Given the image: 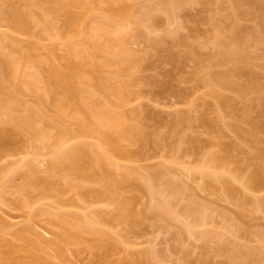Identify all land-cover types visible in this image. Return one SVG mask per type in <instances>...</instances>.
Here are the masks:
<instances>
[{
	"label": "rangeland",
	"instance_id": "obj_1",
	"mask_svg": "<svg viewBox=\"0 0 264 264\" xmlns=\"http://www.w3.org/2000/svg\"><path fill=\"white\" fill-rule=\"evenodd\" d=\"M35 1L36 0H27L29 3ZM53 1L56 3L74 4L77 0ZM127 1L131 4L133 3V0ZM137 1L139 2V5L144 3V0ZM241 3L242 4L239 3V5H236L234 0H192L189 3H185V5L183 4V8L178 10L176 14L177 17L175 15L176 18H174V20H169L165 13L158 10L154 12L156 23L152 33L149 32L145 37L144 35L137 37L132 36L131 38L129 36V47L133 48H131V50L136 53L145 54L142 55L143 58H141L139 62L137 61L132 67V69L135 67L134 70H131L130 68V70H124L125 72L122 71L120 73L121 75H118L123 81L133 82V89L135 88L138 90L139 95H141L138 99H135L131 105L126 106V108L124 107V109L127 110V108L130 109L131 107L137 108L139 106L138 110L139 108L141 109L138 114V122L142 125V129L144 128L143 130L149 134H154V130L158 128L160 132H162L161 134H163L162 137L164 142L161 141V148V145L158 148H155L154 145H152L153 142L151 141V138L153 136L150 138L151 140H149V138L147 141L145 140L146 142H142L143 140L138 142H125L126 148L139 153L136 161L125 162H127L126 164L133 166L146 168H159L163 167L161 165L164 164V166L168 167V172L166 170V173L168 174H166V176L168 178L171 177V179H173V176L174 178L177 177L178 180L180 179L182 182L184 181L185 184L181 182L183 185L189 186L186 187L190 193L186 190V195H172L174 199H176V211L180 213H177L178 219L173 220L174 218H171L172 220H167L164 219L165 217L162 218L163 216L160 218L159 215H153L154 218L152 216L147 218L146 215L142 214L147 210L146 208L149 207L150 203V198L148 199L149 195L147 196V193L144 190V181L142 179H137L134 176H128L125 178L124 172L114 166H108L107 168V171L109 172V174H107V180L110 183L107 194L103 196H98V194L95 195V193L89 194L88 196H86V194L84 195L83 191L85 190L96 191L105 189V186H103L104 183L94 179L84 178L85 175L92 173L93 168L99 169L100 167L95 161L93 152L89 150L88 154L81 157L82 165L78 171L74 168H70L68 171L70 177L74 176V182L77 186L72 187L68 184L65 185L63 179L59 176L60 174L58 171L49 167L51 166L49 163L56 161L61 156L60 152L55 151L56 149L61 148L59 147L60 144H56L57 135L60 134V131L63 132L68 129L72 131V126L66 122L59 121L51 107L47 106L33 90L26 88L16 94L19 103H13V113L26 115L31 111L35 126L43 128L45 130L44 132L48 135L46 139L44 137H39V135L42 134L34 137L35 135L33 136L29 128H20L13 123L5 122L0 116V186L4 187L3 193L0 196V243L6 247L13 241V243L16 242L15 244L17 245L24 246L28 238L35 237L36 230L37 232L40 231L39 233L41 234L43 233L46 238L49 237L48 239H55V232L63 231L67 224L63 222L61 218L56 219V223H52L53 217H49L47 214L43 215V213L40 212L42 208L49 207L51 210L60 214V216L65 212L88 215L87 219L92 226L98 228L101 227L102 230H106L113 236L112 241L114 240L118 244L116 247L113 246L114 248L112 247L113 249L109 250L101 259H96L85 244L71 245L67 247L65 250L67 262L65 263H62L59 259L51 257L54 254L53 249H48L44 254V252L42 253L32 247L29 248L31 249V252L20 250L19 252L17 251L14 253V256H16L17 259L26 256L30 257L31 254H39V252H41L39 256L43 254L42 256H45L47 259H54L55 261H53L56 264H119V261L124 259L126 251L137 255L141 251L154 249L155 247V250L161 251L157 253L162 255V259H160L162 264H188V257L192 260V264H204L206 259L210 264H217V262L222 260L223 256H220L219 253H217L218 251L216 249L217 246L214 243L215 241L213 242V239H208L209 237L207 238V236L196 237L195 234L191 235L192 233L190 234L185 228L186 218L184 212L187 208L185 206L189 205L190 202L193 203L192 197H197L198 199L205 201L209 205L208 207L212 208H210L211 212L207 211L209 214V217L207 218L208 221H206L207 224H204V226L201 225L202 227L200 226V229H212V226H214L223 230V228L226 229L224 226L230 227L233 223V225L236 224L233 228V230L235 229L234 233L237 235L236 239L240 244H243L242 246L249 247L247 246L248 244L253 245L256 244V242L259 243V239H256V237H259L257 234L256 236L253 234L257 233V231H263L264 209L263 207H260L262 209L259 210L258 205L254 203V201L252 203V200L250 199L254 198L256 202L257 198H260V200L262 198L264 203V183L262 187L252 186V188L250 186L252 189H249L250 191L247 188L249 186L247 183L252 178L257 168L262 164L261 155L264 152V141H261L264 140V114H261V110L264 109V100L261 99L263 102L259 103L256 101L259 99L257 98L259 96H255V94H263L262 96L264 99V43H261L260 39L262 38L260 36H262L261 34L263 31L261 30L262 32H260L259 29V22L261 21L259 18L260 16L263 17L264 14L262 16L260 15L262 13H260V16H258L257 10L255 13L252 12L255 9L253 10L251 8H257L256 5L253 7V4L251 5V3L246 1ZM62 17L65 18L64 15ZM219 18L223 20V24H226V26H224L225 30L222 32L224 33L223 37L226 36L227 39L225 42L229 45H227L226 48H229L230 46L235 48L236 46H234L236 40H234L231 35L233 34L232 31H235L233 25L237 27L239 26L241 28L240 33L242 32L243 35H245L244 40L246 42H242L243 44L240 43V48L242 52L245 50L247 55L250 56L248 59H250L249 62L251 61L250 64L253 68L249 67L250 64H247L248 62H244L242 64L243 66L241 65L240 68L243 71L241 73L242 77L238 73L241 77V80L240 77L239 80L241 83H248L249 80L252 79L253 81L251 80L250 82L253 84L256 82L253 75L255 76L256 74L257 77L255 78L259 81L256 82V84L259 83L261 86H256L259 87L260 91L256 90L259 93L254 94L255 90H253V92L250 90L245 93L249 96L244 94L238 96V94L235 93L236 91H228L229 89H227L226 92L228 95H226L233 98V101L229 98L226 101L225 98L227 96H224L225 101L220 100L219 97L216 98L213 93H210L212 92L211 88L204 86L200 80H196V78V81L189 80V77L193 72L192 69H195L194 65L196 67L195 61L198 62L197 60L200 59L199 56L194 55V58L192 56L188 58H193V60H186L187 63L185 66L184 64L181 66L180 64H176L178 63L176 62V56L174 57V60H172L171 52L173 53V51H175L174 49L180 46H176L177 40L184 38L187 42L185 44H190L189 48L193 45L194 50L199 51L198 49L201 47L200 52H203V59H205H202V61H204V63L209 61L206 63L207 66H211L212 69L210 70H214L216 71L215 73H217L222 70L226 71L224 68H230L225 66L222 67L223 65L220 67L215 66V63L216 65L219 63V60H217L219 57V55L217 56V52L220 50L219 48H222L223 46L218 47L219 44H216L211 36L215 33V30H217L215 25L219 23V21H217ZM180 24L182 25L181 27L179 26L181 29L179 33H177V37H175L176 35L172 33L175 32L176 34V30H179V27L177 26ZM262 26H264V24ZM175 27L178 29L176 28L174 31ZM127 28H130V31L132 27ZM262 28L264 29V27ZM169 29L170 31H174L170 32L171 34L169 33L170 36L165 34ZM0 31L1 33L6 32L10 37L17 36L20 39L22 46H27L28 44L34 45L36 51L40 54L47 52L48 48L53 45V39L44 35L40 26L32 27L31 34H16L6 26V23L0 21ZM255 33L256 35H254ZM236 34L238 33L236 32ZM151 38H154L155 40H151ZM241 40L239 42H241ZM178 43L181 44L179 41ZM172 45L174 46L172 47ZM180 47L182 50L185 48L182 45ZM171 48L174 49L172 50ZM186 48L188 47L186 46ZM225 51H227V49ZM57 52L62 53L63 50L58 48ZM245 52L244 54H246ZM60 62L62 63L63 61ZM5 64V56L0 53V65H3L4 70L7 71L8 66ZM252 70L253 73L255 72V74H252L253 78L250 77V71ZM32 71H34V68H27L28 73H31ZM168 75L170 77L172 76V86H170L171 88H167L166 91L161 85L166 77V80L169 78ZM191 77L194 78L193 76ZM236 77L238 76H235V78ZM245 79L246 82L244 81ZM241 95H244L245 97H241ZM253 101L255 102L253 103ZM4 111L5 109L0 106V114H3ZM186 114L188 115L186 116ZM189 114L192 117L189 116ZM156 115H159L160 117H157L162 118L161 120L164 122L161 121V123H159L160 121H157L155 118ZM183 115H185V117L189 116L188 119L190 120V124H188V119ZM216 116H220L221 118L217 119ZM179 118L180 120L185 118L187 120H184L186 121V124L184 125V123L178 122L180 121ZM207 118H210L211 120L214 119V122L207 120ZM173 119L175 120V124L173 123L174 126L172 125V122L174 121ZM205 119L212 124L206 122ZM216 120H218V122ZM176 121L181 124L179 126L180 128L183 124V130L180 129V132L182 130L181 133L183 134H180L179 131V133H176L177 130L171 131L172 129L170 127L173 126L174 128L177 124ZM221 121L223 123H220ZM250 121L254 122L253 124H257V127H259L258 130L261 129L260 126L262 127V131H259L260 133L258 132V136L263 139H260L259 143L255 140L254 142L253 140L245 141L241 138L240 131H244V129L247 131L248 129L250 130V126H256L252 123L249 125L250 123L248 122ZM179 127H176V129L179 130ZM221 128L223 129V132L221 131ZM220 132L221 134L223 133V135L219 136L221 137L220 139L218 138L220 141L215 139L216 142H221L230 146L231 149L233 148L234 143L245 141L243 144L241 143L243 146L240 145V147H243V151L242 148H235L236 150L240 149L241 151H237L236 156L234 153L236 158L233 156L232 158L234 159H230L232 162L226 164V166L229 165L227 169L236 171L234 172V178L236 180L230 175L229 177H224L226 174L223 176L224 178L229 179H227V181L231 180V183H228L231 185L233 183L232 188L235 187L233 189L235 191H230L231 195L225 193L227 190H224L226 185L224 182V186L219 180H216L215 184H209L212 181L215 182V180L208 177L210 180L207 179L208 181L205 182L204 179H206V177H203L204 179H202V177H200V171L197 172V170H195V172L193 171L191 173V171L189 172L188 170L189 173H195L196 176L186 172L188 166L190 168L191 166L199 167V165H201L200 160L204 157L203 155L206 156L210 151H217L216 147L219 143H214L213 136L217 138L216 133H219L220 135ZM150 136L151 135H149V137ZM162 137H160V139ZM69 138L68 141H66V138V142L64 141L65 143L63 142L61 145L71 147L85 146L89 149L87 143L94 141L92 137L80 135L76 131L71 132ZM221 143L219 146L224 147ZM49 149L51 150V153L48 152ZM52 149L55 150L52 152ZM38 152H41V154L48 153L42 155L39 154L41 155L40 157L37 156ZM175 158H177L178 164L175 163L176 160L173 161ZM28 161H32L36 166L42 163V165H38L39 170L34 175L24 165ZM90 165H92V167H90ZM20 166L23 167L19 168ZM185 166H187V168ZM198 167L194 168L196 169ZM217 167L219 166L217 165ZM184 168H186V170H184ZM222 168L224 169L225 167L220 166L218 169L222 170ZM229 170L227 173L230 174ZM231 175H233V173ZM29 176H33L31 182L28 181ZM123 177L125 178L126 183H124V181L121 182L122 179L124 180ZM246 177H248V180ZM245 178L248 182H244ZM7 179H9V181H7ZM45 181L47 182V185L44 183ZM204 183L206 185H204ZM159 187H161V185ZM163 187L164 186L162 185L161 188ZM161 188L159 189L162 190ZM191 192L194 193V195L191 194ZM187 194H191L192 197L190 196L189 198V195ZM183 196L185 197L183 198ZM194 203L195 204H192V207L196 205V202ZM124 205L130 206L135 211H133L135 216L132 215L129 220H122L116 217ZM146 205L148 206L146 207ZM40 207L41 209L39 210ZM188 207H191V205ZM218 210L222 211V215H220V211L218 212ZM242 210H247V213L243 211L246 214L239 215ZM225 211L226 213H224ZM227 212L230 214L228 218ZM6 219L7 221L8 219H11L14 223H18L13 226L14 228L16 227L15 230H13V227L9 224L11 221L7 222ZM237 220L240 224V228L238 227ZM20 232L24 233L26 236L28 235V238L25 236V238H27L25 239L23 237L24 234L23 236L21 235V238L19 235ZM230 233L229 230L225 231L224 239L233 238ZM85 235L88 237L87 240L92 238L90 234ZM97 238L98 241L102 240L101 242L104 244L107 242V240L102 239L101 236H98ZM112 241H108L105 245H110L109 242ZM124 243L127 245H124ZM27 264L38 263L31 258H28Z\"/></svg>",
	"mask_w": 264,
	"mask_h": 264
},
{
	"label": "bare ground",
	"instance_id": "obj_2",
	"mask_svg": "<svg viewBox=\"0 0 264 264\" xmlns=\"http://www.w3.org/2000/svg\"><path fill=\"white\" fill-rule=\"evenodd\" d=\"M136 1L137 0H135L134 2L133 0V3L131 4L127 0H77L74 4H67L56 3L53 0H36L33 3H29L27 2V0H0V21L6 23V26H8V28L12 30V32L16 34H31L32 27L40 26L42 33L53 39V45L48 48V51L40 54L36 51L34 45L28 44L27 46H22L21 41L17 36L10 37V35L6 32L1 33L0 31V53L5 56L6 64L8 66L7 68L5 66L6 64L4 65L8 69L7 72L4 70L3 65H0V106L5 109L3 114H0V116L5 120V122L13 123L20 128H29L33 136L35 135L34 137L42 134L39 135V137H44L46 139L48 134L44 132L45 130L43 128L35 126L31 111L26 115H18L13 113V103H19V100L16 98V94L26 88L33 90L38 94V96L47 106L51 107V109L55 113L56 118L59 121L66 122L72 126V131L69 129L64 130L63 132L60 131V134L57 135L58 137H56V144H60V146H58L61 148H58L59 150L52 149V152L53 150L58 151L60 152L61 156L59 155L60 157L57 160L55 159L56 161L49 163V165L51 164V166L49 167H52V169L58 171V173L60 174L59 176H61V179H63L65 185L68 184L72 187L77 186L74 182V176H72L71 174L72 177H70V173L68 171L70 168H74L75 170L77 169L78 171V169L82 165L81 157L91 151L95 156V161L100 167L99 169L93 168L92 173L85 175L84 178L86 177L87 179H94L96 181L104 183L103 186H105V189L96 191L85 190L83 191L84 195L86 194V196H88L89 194L95 193V195L98 194V196H103L107 194L110 184L107 180V174H109L107 168L108 166H114L124 172L125 178H127L128 176H134L135 178L142 179L144 181V190L146 191L147 196L149 195L148 199L150 198V203L148 208H146L148 206L146 205L145 208L147 210L144 209L146 211H144L142 214L146 215L147 218L149 216H152L154 218V216L159 215L160 218L161 216H163L162 218L165 217L164 219L172 220L174 218L173 220H175L178 219L177 213L179 212L176 211V199H174L173 194H176L178 196L180 194L186 195L185 193L187 191L189 192V190L187 189V187L189 186L186 185V187L185 185H183L185 184L184 181L182 182L180 179L178 180L177 177L174 178L173 176V179H171V177L168 178L166 176V170L168 172V167L164 166V164L161 165L163 167L159 168L137 167L126 164L127 162L125 161H136L139 153L133 152L126 148L125 142H138L142 140V142H144L149 138V140L152 139V145H154L155 148H158L162 144L161 141H163L164 139L162 137L163 134H161L162 132H160L158 128L156 130L159 131L154 130V134H149L143 130L144 128L142 129V125H140V123L138 122V114L139 110L141 109L139 108L138 110L139 106L137 108L131 107L130 109L127 108V110L124 109V107L126 108V106L131 105L132 102L135 99H138L141 95H139L138 90H136L135 88L133 89V82L123 81L122 78L118 75H121L120 73L124 70H130V68L131 70H134L135 67L133 69L132 67L136 64L137 61L139 62V60L143 58L142 55L145 54L136 53L131 50L132 47H129V36L130 38L132 36L137 37L143 35L145 37L147 34H149V32L152 33L154 31L153 29L156 23L154 18L155 11L159 10L165 13L168 16L169 20H174V18L177 17L176 14L178 10L183 8V4L185 5V3H189L192 0H144V3L140 5L139 2ZM234 1L236 5H239V3L242 4L241 2L243 1L251 3V5L253 4V7L256 5L257 8H251L253 10L255 9L252 12L255 13L257 10L258 16H263L264 14V0ZM63 15L65 16V18L62 17ZM263 17L260 16L259 18L261 19V23L264 21ZM217 21H219V23L215 25L217 30H215V33L213 34L214 36L212 35L211 37H213L216 44L220 45H218V47H223L219 48L220 50L217 52V56L219 55L220 58H217V60H219V63L218 65H216L215 63V66L220 67L221 65H223L222 67L225 66L230 68H224L226 71L222 70L218 71L217 73H215L216 71L214 70H210L212 69L211 66H207L206 63L209 61H206V64L204 63V61H202L203 52H200L201 47L200 49H198L199 51L194 50L193 45H191V47L189 48L190 44L186 45L185 43L187 42L184 38L180 39L181 41L178 39L176 46L178 47V45H182L186 50L183 49V51L180 46L179 47L181 49L179 47L175 49L173 48L175 51H173V53L171 52L172 60H174V57L176 56V62H178L176 64H180V66L184 64L185 66L187 61L193 60L194 55L199 56L200 59L197 60L198 62L194 60L196 67L194 65L195 69H192L193 72L191 75L194 78L190 76L189 80L191 79V81H194L195 78L196 80H200L201 83L204 84V86L211 88L212 92L210 93H213L216 98L219 97L220 100L225 101L226 99L227 101V99L229 98L231 99V101H233V98L227 96V89H229L228 91H236L235 93L238 94V96L240 94L249 96L245 93L250 90L252 92L253 90H255L254 94L259 93V87H256L260 86L259 83L256 84V82L259 81H257V79L255 78L257 77V75L255 74V72L253 73V70L250 71V77H252V74H255V76L253 75L254 79L256 80L255 83L252 84V82H250L252 80L251 78L249 82L247 81L248 83L240 82L242 77L241 73L243 72L240 69L241 65L244 62H248L247 64H250L251 62H249L250 59H248L250 56L247 55L245 50H243L246 53L244 54V52H242L240 48V43L246 42L244 40L245 35H243L242 32L240 33L241 28L239 26L237 27L233 25V29H235V31L231 30L233 32V34L231 35L232 38L236 40V44H234V46H236L235 48H233V46L226 48L228 43L225 42V40L227 41V39L226 36L223 37L224 33H222L225 30L224 26H226V24H223V20L220 18ZM260 22L259 24L261 27L259 25L258 26L260 32H263L261 34L262 36H260L262 38H259L261 39V43H264V29L262 28L264 27L262 26L264 22L262 24ZM179 26L181 27L182 25L180 24L177 27ZM127 27L132 28L129 31L130 28ZM177 27L174 28V31ZM180 27L179 30H176V34L174 31H170V29L167 30L165 34L170 36V32H174L172 34L176 35L175 37H177V33H179L181 29ZM236 32L238 34H236ZM254 35H256V33ZM151 40L155 39L151 38ZM240 40L241 42H239ZM178 41L181 44H179ZM173 46L174 45H172V47ZM186 46L188 48H186ZM58 48L62 49L63 52L58 53ZM225 48L227 49V51H225ZM230 48L233 50H231ZM174 52L176 55L174 54ZM191 56L193 58L188 59ZM60 61L63 62L61 63ZM29 67L34 68V71L28 73L27 68ZM249 67L253 68L251 64L249 65ZM238 73L241 77L238 75ZM235 76L238 77L235 78ZM171 77L169 76L167 80L166 77L164 79L165 81L161 85L162 88L166 89V91L167 88L172 86ZM236 79L239 81V83ZM244 81L246 82V79ZM244 95H241V97H245ZM262 95L263 94H255L256 97L259 96L257 97L259 99L256 98L257 102H263L262 100L264 99ZM224 96L227 97L225 98ZM254 102L255 101H253V103ZM262 110L264 111V109ZM262 110L261 114L263 115L264 113ZM187 115L188 114H186V116ZM157 116L159 115H156L155 118L157 119V121H160L159 123H161V121L164 122L163 120H161L162 118H159L160 116ZM183 116L185 117V115ZM189 116L191 115L189 114ZM189 116L185 118L188 119ZM185 118L183 120L181 119L178 122L184 123L185 125V122L187 121ZM216 118L218 119L221 117L216 116ZM207 120L214 122V119L211 120L210 118H207ZM207 120L206 122H210ZM216 121L218 122V120ZM178 122L176 121L177 124L174 128L173 123L175 124V120L172 122L173 126L170 125L172 126L170 127L172 129L171 131L177 130L176 133L180 132V129L183 128V124L180 128L179 126L181 124ZM220 123L223 122L221 121ZM248 123H250L249 125H251V123L253 124L254 122L250 121ZM188 124H190L189 119ZM253 125V127H249L250 130L248 129L247 131H245L246 129H244V131H240L241 138H243V140L245 141L253 140L254 142L255 140L259 143V140L263 139L258 136V132L262 131V127L260 126L261 129L258 130L259 127H257V124ZM176 127H179V130L176 129ZM73 131H76L80 135L90 136L94 139V141L87 143V147H89V149H87L85 146L71 147L61 145L66 140V138V141L70 139L69 135ZM221 131L223 132L222 128ZM181 132L180 134H183ZM149 135L151 136L149 137ZM222 135L223 133L221 134V132L220 135L219 133H216L217 138L213 136L215 141L213 142L220 144L221 142H216L215 139H220L221 137L219 136ZM160 137L162 138L160 139ZM245 141H242L241 143L243 144ZM241 143H234L232 149L230 146H227L223 143L221 144H223L224 147L219 146L218 144L219 147H216L217 151L214 149L215 151L213 152H207L208 154L206 156L203 155L204 157H202V160H200L201 165H199V163V167L194 166L198 168L195 169L193 166H191V168L188 166L187 168V166H185L187 170L186 168H184V170H186V172H188L189 170V172L191 171V173L193 171L195 172V170H197V172L200 171V177H202V179H204L203 177H206V179H204L205 182L208 181V177H210V179L212 178V180H215V182L209 181V184H215L216 180H219V182L222 183L223 186L226 184L224 190H227V192L225 193L231 195L230 191H232L235 187L232 188L233 183L232 185L228 183H231V180L227 181L228 178L224 177H229L230 175L232 178H234V172L236 171L227 169L229 165L226 166V164H230V162H232L230 161V159L234 156V153L236 156V152L241 151V148L243 151V145ZM240 145L242 146L240 147ZM161 147L162 145L160 146V148ZM235 148L240 149L236 150ZM48 152L51 153V150L49 149ZM37 154V156L40 157L42 155L41 152H38ZM235 156L234 158H236ZM234 158H232L231 160H233ZM261 159L262 164L257 168L249 182L246 181V178L248 180V177H246L244 180V182H248V190H252L250 186H263L264 152L261 155ZM173 161L178 164L177 158H175ZM24 165L33 175L39 170V164L36 166V164H34L32 161H28ZM40 165H42V163ZM217 165L219 167H217ZM220 166L225 167V170L223 168L222 170L218 169L220 168ZM22 167L20 166L19 168ZM90 167H92V165H90ZM216 168L218 171L216 170ZM228 170L230 174L227 173ZM231 172L233 173V175H231ZM224 174H226V176H224ZM191 175H195V173ZM32 177L33 176H29L28 181L31 182ZM125 178L124 180L122 179L121 182L124 181V183H126ZM7 181H9V179H7ZM44 183L46 184L47 182L45 181ZM160 185L161 187L163 185L164 189L159 187ZM204 185L206 184L204 183ZM159 188H161L162 190H160ZM3 190L4 187L0 186V196L3 193ZM191 194L194 195V193L192 192ZM191 194H187L189 195V198ZM184 197L185 196H183V198ZM194 198L192 197L193 203H188L189 205H191V207H188L189 205L185 206L187 207L184 212L186 218L185 228L190 232V234L192 233L191 235L195 234L196 237L207 236V238L209 237L208 239H213V242L215 241L214 243L217 246V253H219L220 256L224 257V259L222 257V260L217 262V264H264V228H262L263 231H257V233H255V231V234H253L255 236L257 234L259 238L256 237V239H259V243L256 242V244H253L254 246L252 244H245L249 247L242 246L243 244H240V242L236 239L237 235L234 233L235 229L233 230L236 224L233 225L232 223L230 227L224 226L226 229L223 228V230H220L214 226H212V229H200L199 227L201 225L204 226V224H207L206 221H208L207 218L209 217L208 212H211V207L209 208V205L205 201L200 200L197 197L194 201ZM257 199L256 202L254 198L250 200H252V203L254 201V203L258 205L259 210L262 209L260 207H263L264 209L262 198L261 200L260 198ZM194 202H196V205L192 207V204H195ZM40 209L41 207L39 208V210ZM133 211V208L124 205L121 208L120 212L116 215V217L122 220H129L130 217L134 215L133 213L135 211ZM219 211L220 215H222V211L218 210V212ZM243 211L246 212L247 210H242L239 215H245L247 213H244ZM40 212L43 213V215L47 214L49 215V217H53L52 223H56V219L61 218V220L67 224L64 230L55 232V237L57 239H48L49 237L46 238L43 233L41 234L39 233L40 231L37 232V230L35 231V229V235L32 233L35 237L32 238H28V235L26 236L24 233L20 232V236H23L24 234L23 237L25 238L26 236L28 238L25 244L23 242L24 246L17 245L15 244L16 242L13 243L12 241L10 244H8V246H6V248L2 243H0V264H27L28 258L36 261L38 264H56L54 263V259H59L62 263H65L67 262L65 255L66 248L71 245L81 244H85L96 259H101L109 250L118 246L116 241H112L113 236L110 233H108L104 229L102 230L101 227H94L90 224L89 220L87 219L88 215L86 216L85 214L80 215L73 212H65L60 216V214H58L56 211L51 210L49 207L42 208ZM224 213H226V211ZM229 215L230 214H228L227 212V218L229 217ZM8 221L10 222L11 219H8ZM16 223H14V221H11L9 224L13 227ZM238 225V227L240 228L239 222ZM227 227L231 232L230 234L233 236V238L224 239L225 231H228ZM15 228L13 227V230H15ZM85 234H90L92 238L87 240L88 237H86ZM98 236H101L102 239H106L107 242H112H109L110 245H105L107 242L104 244L101 242L102 240L98 241ZM125 244L126 243H124V245ZM30 247H32L33 249L35 248L42 253L44 252V254L48 251V249H53L54 254L51 257H53L54 259H47L45 256H42L43 254L39 256L41 252H39V254L28 253L31 254L30 257L26 256L27 254L24 253L26 254V257L22 256L23 258L21 259H17L16 256H14V253H16L17 251L19 252L20 250L31 252V249H29ZM126 252L124 259L120 260L119 264H162V261H160V259H162V255L157 253L161 251L155 250V247L154 249L141 251L137 255H135V253H128L129 251ZM187 260L189 262L188 264L193 263L191 262L192 260L189 257ZM206 263L210 264L209 261L207 262V259L204 261V264Z\"/></svg>",
	"mask_w": 264,
	"mask_h": 264
}]
</instances>
